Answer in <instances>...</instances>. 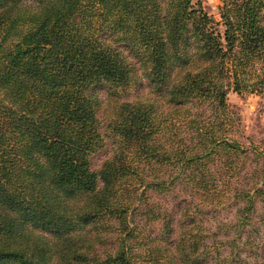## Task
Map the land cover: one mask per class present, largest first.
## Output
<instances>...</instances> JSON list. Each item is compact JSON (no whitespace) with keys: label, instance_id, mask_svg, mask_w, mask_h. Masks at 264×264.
Returning <instances> with one entry per match:
<instances>
[{"label":"trees","instance_id":"16d2710c","mask_svg":"<svg viewBox=\"0 0 264 264\" xmlns=\"http://www.w3.org/2000/svg\"><path fill=\"white\" fill-rule=\"evenodd\" d=\"M218 12L200 0H0V264H139L137 217L156 211L147 190L184 179L211 192L203 159L244 150L227 137L228 92L264 94V0ZM196 227L180 226L175 264L203 263Z\"/></svg>","mask_w":264,"mask_h":264},{"label":"rangeland","instance_id":"374dc122","mask_svg":"<svg viewBox=\"0 0 264 264\" xmlns=\"http://www.w3.org/2000/svg\"><path fill=\"white\" fill-rule=\"evenodd\" d=\"M200 2L214 18H219L218 5L221 0ZM140 89L132 88L122 96L134 99L141 92ZM100 93L103 96L106 94L103 90ZM227 102V137L236 140L244 150L216 148L209 159H203V162L207 160L205 164L209 166L210 177L215 181L210 193L201 195L195 186L184 179H177L162 190H147L150 205L156 211L148 217H137L140 228L133 247L138 254L139 264H175L171 258V242L178 235L180 226L186 223L189 226L197 225L193 233L203 232L202 264H264V94L231 90L227 94ZM176 130H179L176 137L178 142L189 144L188 131L191 127L182 125ZM110 146L107 140L106 147L92 156L93 166L101 162ZM169 169L173 168L170 166ZM188 170L180 168L177 171L184 176ZM254 184H259V192L253 190ZM247 191L252 193L254 203L243 224L239 222V210L246 204V198L242 195ZM142 202L137 201L141 206L140 211L147 206ZM186 209L187 215L184 213ZM160 211L168 213L172 219L173 229L168 235L164 234L163 219L156 218ZM109 242L98 245V253L114 246L112 240ZM156 245L163 248L155 258L153 248Z\"/></svg>","mask_w":264,"mask_h":264}]
</instances>
